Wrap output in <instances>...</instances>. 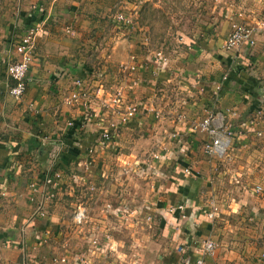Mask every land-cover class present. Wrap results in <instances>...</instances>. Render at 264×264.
I'll return each mask as SVG.
<instances>
[{
    "label": "crops",
    "instance_id": "obj_1",
    "mask_svg": "<svg viewBox=\"0 0 264 264\" xmlns=\"http://www.w3.org/2000/svg\"><path fill=\"white\" fill-rule=\"evenodd\" d=\"M121 1L126 0H0V190L7 195L0 210V264H9L8 256L25 255L30 244L45 246V231L57 226L55 221L64 223L65 209L62 217L58 213L65 205L62 198L47 205L46 217H35L32 197L39 195L44 173L70 166L81 170L96 160L99 146L104 159L122 161L167 149L161 158L176 166L169 171L174 177L167 201L185 203L189 215L187 220H180V210L166 215L173 226L174 251L186 243L182 264H194L203 255L206 238L217 247L204 256L205 264H264V190L255 189L264 188V22L252 46L226 49L225 42H184V56H165L169 71L156 66L157 58L142 42L106 32L104 19L113 20V6ZM35 26L43 31L36 35L27 91L16 99L7 65L18 57L15 43ZM67 26L75 32L68 33ZM133 61L138 72L131 78L120 64ZM79 76L91 94L97 87L111 92L121 88L130 99L123 96L121 108L135 101V118L120 120L122 113L102 110L91 99L66 104ZM210 110L225 114L234 132L223 158L207 156L203 147L208 135L192 128ZM89 168L98 172L94 165ZM103 174L109 175L107 170ZM113 186L110 182L109 188ZM212 200L220 207L214 220L207 215ZM42 251V260H27L45 264L54 253Z\"/></svg>",
    "mask_w": 264,
    "mask_h": 264
},
{
    "label": "rangeland",
    "instance_id": "obj_2",
    "mask_svg": "<svg viewBox=\"0 0 264 264\" xmlns=\"http://www.w3.org/2000/svg\"><path fill=\"white\" fill-rule=\"evenodd\" d=\"M112 10L114 21L104 19L110 24L106 32L126 42H142L140 45L148 54H153L155 60L158 55L184 56V42H226L236 23L262 26L264 22V0H126L114 5ZM118 14H123V22H119ZM159 63L171 62L157 60L156 66ZM132 65L136 68L131 69ZM124 67L125 76H136V62L120 64V69ZM168 84H172L171 79ZM168 84L166 92L171 88ZM117 91L124 96L121 88ZM117 91L103 88L100 94L103 100H110ZM124 97L130 100L128 95ZM182 98L184 106V93ZM109 109L117 114L115 108L106 110ZM118 117L122 120V114ZM147 146L152 148L153 145ZM102 147L97 148L96 160L82 165L81 170L70 166L62 171V180L58 182L63 184V191L57 192L52 202L65 200L58 211L62 217V208L65 209V219L64 223L55 221L53 224L58 225L45 231L50 244L45 242V246L37 248L30 244L31 249L26 250L25 255L22 252L16 257H6V260L9 257L14 260L13 263L9 258V264H27V258L42 260L45 248L54 253L47 256L45 264H182L183 255L179 250L174 251L171 244L173 226L166 217L174 206L167 201L168 182L174 177L169 171L176 167L174 162L161 158L167 149H161L156 156L144 151L137 159L122 161L104 159ZM90 165L98 172L90 169ZM105 170L107 177L103 174ZM110 182L114 183L113 189L109 188ZM6 196L0 190V210ZM79 208L85 210L87 218L80 223L74 220ZM62 256L65 262L54 259Z\"/></svg>",
    "mask_w": 264,
    "mask_h": 264
},
{
    "label": "built area",
    "instance_id": "obj_3",
    "mask_svg": "<svg viewBox=\"0 0 264 264\" xmlns=\"http://www.w3.org/2000/svg\"><path fill=\"white\" fill-rule=\"evenodd\" d=\"M119 22H123V14H118L117 16ZM66 30L68 33L73 34L75 32L72 26H67ZM260 30L259 25H250L247 23H236L233 25V29L229 34L226 42L224 43L226 49H235L240 47L243 44H248L252 46L256 43L255 35ZM43 31L41 26H35L31 28L28 33L21 37V39L15 43V51L18 54L17 59L12 60L7 65V75L9 79L13 82L10 88V93L16 99H21L28 88L29 84V73L31 66L34 60V53L36 52L37 42L36 35ZM157 60H164L165 57L158 55ZM128 66V65H126ZM125 66V67H126ZM125 67L124 70L125 71ZM127 68V67H126ZM136 66L132 65L131 69H135ZM103 87L95 88V93H90L91 88L87 86V83L84 77H77L74 80L73 89L68 98L65 99V103L68 105H74L76 103L85 104L88 103V100H95L98 102L101 108H115L117 112L122 113V120L128 121L135 118L138 112V106L130 102L125 108H121L123 102V94L120 91L115 93L114 97H111L110 100H103V95L100 94ZM97 100V101H96ZM122 111V112H121ZM96 116V115H95ZM193 131L204 132L208 135L207 141L204 143V153L209 157L223 158L225 157L233 143L234 132L228 124H226L225 114H221L218 111L210 110L205 117L196 121L192 125ZM261 135V132H259ZM109 138V133H104V138ZM63 170L57 169L54 171H46L44 173V184L39 192V195L32 197L36 201V215L41 217H46V208L54 200L57 195V186L59 180H62ZM256 191L262 192L264 190L263 186H256ZM172 212L180 210V220H187L189 215L187 213V206L185 203H179L171 207ZM220 210L219 205L215 200L210 201V206L207 211V215L210 219L214 220ZM86 217L85 210L81 208L74 215V220L77 222H83ZM49 232V229L46 231ZM43 238L38 237V241H42ZM186 243L180 245L179 252L184 255L186 253ZM203 255L199 256L194 264H205L204 256L213 255L217 244L211 238H206L203 240ZM56 261L61 260L62 262L66 261L65 257H55ZM27 264H32L30 260H27Z\"/></svg>",
    "mask_w": 264,
    "mask_h": 264
},
{
    "label": "trees",
    "instance_id": "obj_4",
    "mask_svg": "<svg viewBox=\"0 0 264 264\" xmlns=\"http://www.w3.org/2000/svg\"><path fill=\"white\" fill-rule=\"evenodd\" d=\"M62 170V169H61Z\"/></svg>",
    "mask_w": 264,
    "mask_h": 264
}]
</instances>
